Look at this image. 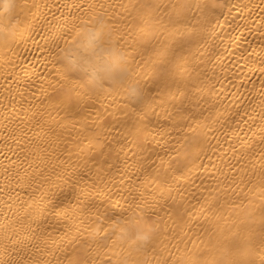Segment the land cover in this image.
<instances>
[{"label": "bare ground", "instance_id": "6f19581e", "mask_svg": "<svg viewBox=\"0 0 264 264\" xmlns=\"http://www.w3.org/2000/svg\"><path fill=\"white\" fill-rule=\"evenodd\" d=\"M0 264H264V0H0Z\"/></svg>", "mask_w": 264, "mask_h": 264}]
</instances>
